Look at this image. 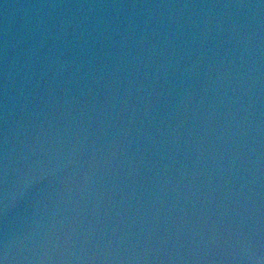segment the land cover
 I'll return each mask as SVG.
<instances>
[{
  "label": "water",
  "instance_id": "obj_1",
  "mask_svg": "<svg viewBox=\"0 0 264 264\" xmlns=\"http://www.w3.org/2000/svg\"><path fill=\"white\" fill-rule=\"evenodd\" d=\"M0 264H264V0H0Z\"/></svg>",
  "mask_w": 264,
  "mask_h": 264
}]
</instances>
